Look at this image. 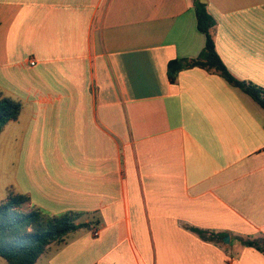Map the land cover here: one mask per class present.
Instances as JSON below:
<instances>
[{
	"label": "crops",
	"instance_id": "obj_1",
	"mask_svg": "<svg viewBox=\"0 0 264 264\" xmlns=\"http://www.w3.org/2000/svg\"><path fill=\"white\" fill-rule=\"evenodd\" d=\"M198 2L230 71L264 87V0H0L12 187L91 223L46 264H264L244 243L264 236V108L205 68L169 78L205 46Z\"/></svg>",
	"mask_w": 264,
	"mask_h": 264
},
{
	"label": "trees",
	"instance_id": "obj_2",
	"mask_svg": "<svg viewBox=\"0 0 264 264\" xmlns=\"http://www.w3.org/2000/svg\"><path fill=\"white\" fill-rule=\"evenodd\" d=\"M196 15L198 28L206 37L205 46L195 58L170 60V80L174 82L183 69L205 68L249 94L264 108V87L251 80L237 78L221 58L212 32L215 19L204 3H197ZM22 108L20 99L6 96L0 91V133L7 123L18 119ZM7 192L5 201L0 202V257L8 264H37L52 246L65 242L71 233L81 228L91 227L90 222L81 220L84 213L80 211L53 214L38 206L26 209L25 205L31 201L27 194L17 192L13 187H9ZM212 236L221 238L223 233ZM244 243L264 253V236L259 239H246Z\"/></svg>",
	"mask_w": 264,
	"mask_h": 264
},
{
	"label": "rangeland",
	"instance_id": "obj_3",
	"mask_svg": "<svg viewBox=\"0 0 264 264\" xmlns=\"http://www.w3.org/2000/svg\"><path fill=\"white\" fill-rule=\"evenodd\" d=\"M249 13V21L254 20ZM2 133V132H1ZM0 133V202L5 201L7 190L15 182L16 166L21 156L19 142H14L12 137L6 139L5 133ZM20 141V138L18 139ZM82 220V219H81ZM47 256L43 254L37 264H46ZM0 264H8L0 257Z\"/></svg>",
	"mask_w": 264,
	"mask_h": 264
},
{
	"label": "built area",
	"instance_id": "obj_4",
	"mask_svg": "<svg viewBox=\"0 0 264 264\" xmlns=\"http://www.w3.org/2000/svg\"><path fill=\"white\" fill-rule=\"evenodd\" d=\"M29 63H30V65H35L36 64V60L34 58H32V59H30ZM94 234L97 235L98 234V231L95 230L94 231Z\"/></svg>",
	"mask_w": 264,
	"mask_h": 264
},
{
	"label": "water",
	"instance_id": "obj_5",
	"mask_svg": "<svg viewBox=\"0 0 264 264\" xmlns=\"http://www.w3.org/2000/svg\"><path fill=\"white\" fill-rule=\"evenodd\" d=\"M225 240H226V241H229V237H228V236H226V237H225Z\"/></svg>",
	"mask_w": 264,
	"mask_h": 264
}]
</instances>
